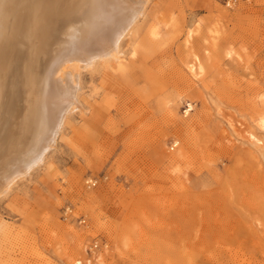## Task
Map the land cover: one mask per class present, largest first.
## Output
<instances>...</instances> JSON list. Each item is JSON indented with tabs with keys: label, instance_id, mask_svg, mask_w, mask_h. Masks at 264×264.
<instances>
[{
	"label": "rangeland",
	"instance_id": "374dc122",
	"mask_svg": "<svg viewBox=\"0 0 264 264\" xmlns=\"http://www.w3.org/2000/svg\"><path fill=\"white\" fill-rule=\"evenodd\" d=\"M136 28L0 198V264H264V0H149Z\"/></svg>",
	"mask_w": 264,
	"mask_h": 264
},
{
	"label": "bare ground",
	"instance_id": "6f19581e",
	"mask_svg": "<svg viewBox=\"0 0 264 264\" xmlns=\"http://www.w3.org/2000/svg\"><path fill=\"white\" fill-rule=\"evenodd\" d=\"M148 2L0 0V198L43 166L70 116L82 108L81 71L97 63L125 71L122 44L138 33ZM169 21L160 47L180 34L177 21ZM147 35L148 49L160 36V23ZM190 38L189 31L186 42ZM133 39L132 58L144 49L138 36ZM194 63L189 72L201 74L197 57ZM192 110L189 105L186 113ZM260 122L264 128V117Z\"/></svg>",
	"mask_w": 264,
	"mask_h": 264
},
{
	"label": "built area",
	"instance_id": "2783aa9c",
	"mask_svg": "<svg viewBox=\"0 0 264 264\" xmlns=\"http://www.w3.org/2000/svg\"><path fill=\"white\" fill-rule=\"evenodd\" d=\"M86 184H87L88 188H90V189H91V188H96L97 185H98V180H96V179H90V180H88V181L86 182ZM67 212H69V211H67ZM81 223H82V224H86V223H87L86 219L81 220ZM98 247H99L98 244H95V245H94V248H95V249H97Z\"/></svg>",
	"mask_w": 264,
	"mask_h": 264
}]
</instances>
